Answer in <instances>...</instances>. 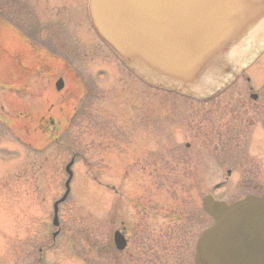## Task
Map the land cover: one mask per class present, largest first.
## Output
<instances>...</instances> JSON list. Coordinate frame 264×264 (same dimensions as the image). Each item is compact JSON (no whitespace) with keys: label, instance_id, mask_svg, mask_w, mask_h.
<instances>
[{"label":"rangeland","instance_id":"rangeland-1","mask_svg":"<svg viewBox=\"0 0 264 264\" xmlns=\"http://www.w3.org/2000/svg\"><path fill=\"white\" fill-rule=\"evenodd\" d=\"M85 2L42 0L43 20L64 17L67 40H82V25L89 28ZM48 31L46 45L55 36L49 25ZM90 34L106 52L90 60L82 59V49L78 59L56 52L73 76L48 61L50 107L58 100L53 81L64 72L60 121L70 115L73 99L95 96L75 106L79 118L62 140L70 149L41 151L43 137L17 123L22 130L0 138V264H191L195 239L210 224L202 197L232 202L263 189L264 53L219 97L198 103L147 89ZM35 80L12 102L17 120H24L19 112L25 107L34 118L40 114ZM73 155L69 195L58 206L59 231L52 238V204L64 193V168ZM116 230L125 235L126 249L99 257L96 250L102 253Z\"/></svg>","mask_w":264,"mask_h":264},{"label":"water","instance_id":"water-1","mask_svg":"<svg viewBox=\"0 0 264 264\" xmlns=\"http://www.w3.org/2000/svg\"><path fill=\"white\" fill-rule=\"evenodd\" d=\"M86 9L99 40L140 81L199 101L225 90L264 50V0H88ZM201 206L213 223L195 242L193 264H264V193L230 205L207 196ZM113 243L126 245L119 232Z\"/></svg>","mask_w":264,"mask_h":264},{"label":"flooded vegetation","instance_id":"flooded-vegetation-1","mask_svg":"<svg viewBox=\"0 0 264 264\" xmlns=\"http://www.w3.org/2000/svg\"><path fill=\"white\" fill-rule=\"evenodd\" d=\"M41 2L42 0H0V92L2 91L6 94V97L2 96L5 99L2 102L8 104L7 111H4V107L0 104V138L3 135H16L17 129H15V125L17 123L18 125H24V130L28 134L36 132L43 137L42 140L44 143L42 144L43 148H41L42 146L40 147L41 151L46 150L49 146L62 150L64 149L62 140L65 127L68 129L70 124L76 123L78 119L76 113H78V110H74L69 120H67L68 117L66 115H64V120H59L63 116V111L57 108L61 103L59 94L62 91H55L54 83L56 80L53 81L51 94L58 98V100L53 101L54 104L51 107L46 104L48 100L47 90L50 87L48 84V71L50 70L48 61L51 64L53 63L54 66L57 64L60 65V68L63 66L73 76L72 70L74 68L70 67L69 69L66 58L58 59L56 56L62 55H58L56 52H68L72 58L77 57L78 59L81 55L80 51H82V59L90 60L96 56V53L99 54L105 50L96 44V40L90 34L91 29L87 28L85 24L81 28L83 30L81 33L82 40L74 39L73 41H68L67 38L70 32L66 29L69 24L67 19L64 17L57 19L54 16V22L50 19L43 20L45 7L41 5ZM73 17L74 15L70 16L72 21L76 23ZM48 25L50 28H53L55 36L54 40L50 39L51 44L46 45V38L50 36ZM4 42L7 43V47L4 46L6 44ZM45 48L53 57H49ZM71 64L77 67L78 62H71ZM51 70L53 69L51 68ZM60 74L61 76L57 75L56 77L62 78L63 80L64 72H60ZM34 78L38 79V82L35 80V83L38 84L37 89L39 88L41 90L39 107L38 104L36 106L40 114L35 113L34 118L28 108L25 107L22 111H20L22 109L20 108L19 117H23L24 120H17L16 115L13 114V110L16 109L15 104L12 105V102H15L16 94L31 91L32 88L29 86V80ZM72 95L69 94L68 97L70 98ZM27 96L30 98V95ZM88 97L90 100H93V97L95 98V96L84 94L82 97L78 96V98L73 99L71 102H76L77 107L79 103ZM97 113H99V110ZM16 128L22 130V127ZM24 144L29 149H32L31 147H37V143L31 144L25 142Z\"/></svg>","mask_w":264,"mask_h":264},{"label":"trees","instance_id":"trees-1","mask_svg":"<svg viewBox=\"0 0 264 264\" xmlns=\"http://www.w3.org/2000/svg\"><path fill=\"white\" fill-rule=\"evenodd\" d=\"M262 109H263V111H264V105L262 106ZM263 129H264V123H263Z\"/></svg>","mask_w":264,"mask_h":264},{"label":"bare ground","instance_id":"bare-ground-1","mask_svg":"<svg viewBox=\"0 0 264 264\" xmlns=\"http://www.w3.org/2000/svg\"><path fill=\"white\" fill-rule=\"evenodd\" d=\"M174 216H176V215H174Z\"/></svg>","mask_w":264,"mask_h":264}]
</instances>
